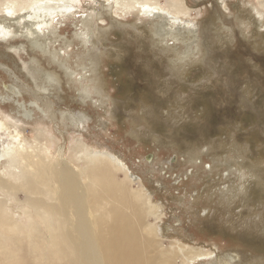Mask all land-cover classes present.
<instances>
[{"label":"rangeland","instance_id":"374dc122","mask_svg":"<svg viewBox=\"0 0 264 264\" xmlns=\"http://www.w3.org/2000/svg\"><path fill=\"white\" fill-rule=\"evenodd\" d=\"M183 1L176 40L158 35L169 16L104 0L54 2L32 38V11L0 9V154L18 137L76 170L84 150L108 157L156 205L160 247L264 264V0Z\"/></svg>","mask_w":264,"mask_h":264},{"label":"bare ground","instance_id":"6f19581e","mask_svg":"<svg viewBox=\"0 0 264 264\" xmlns=\"http://www.w3.org/2000/svg\"><path fill=\"white\" fill-rule=\"evenodd\" d=\"M57 1L65 0H9L0 9L11 15L32 11L23 31L32 38L50 26ZM104 1L119 17L169 16L168 30L162 24L158 35L175 40L179 19L191 12L183 0L170 1L171 8L160 0ZM62 8L59 13L69 14L71 9ZM66 71L76 74L71 67ZM54 80L47 75L45 82ZM22 116L31 118V112L24 109ZM14 139L0 154V264H191L203 256L179 243L168 250L159 246V229L147 223L156 205L143 189L133 188L127 174L119 178L121 170L108 157L84 150L87 165L76 170L47 144Z\"/></svg>","mask_w":264,"mask_h":264},{"label":"water","instance_id":"95a60500","mask_svg":"<svg viewBox=\"0 0 264 264\" xmlns=\"http://www.w3.org/2000/svg\"><path fill=\"white\" fill-rule=\"evenodd\" d=\"M152 159H153V156H148V157H147V160H148V161H152ZM174 160H175V158L173 159V161H174Z\"/></svg>","mask_w":264,"mask_h":264}]
</instances>
